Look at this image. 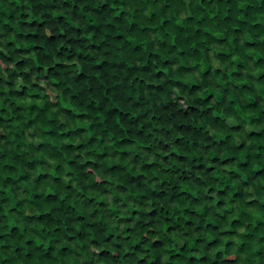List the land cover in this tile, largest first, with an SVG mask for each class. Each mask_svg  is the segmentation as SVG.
Here are the masks:
<instances>
[{
  "label": "trees",
  "instance_id": "trees-1",
  "mask_svg": "<svg viewBox=\"0 0 264 264\" xmlns=\"http://www.w3.org/2000/svg\"><path fill=\"white\" fill-rule=\"evenodd\" d=\"M0 264H264V0H0Z\"/></svg>",
  "mask_w": 264,
  "mask_h": 264
}]
</instances>
